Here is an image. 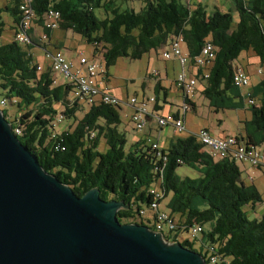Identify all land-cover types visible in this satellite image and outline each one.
<instances>
[{
  "label": "trees",
  "instance_id": "obj_1",
  "mask_svg": "<svg viewBox=\"0 0 264 264\" xmlns=\"http://www.w3.org/2000/svg\"><path fill=\"white\" fill-rule=\"evenodd\" d=\"M128 1L32 0L31 6L41 26L43 14L49 8L57 10L58 29L80 34L106 68L118 57L139 59L164 46L172 35L182 37L191 57L210 41L216 52L208 76L197 78L200 92L216 111L246 108L247 92L233 83V71L240 54L248 52L264 66V0H232L235 21L230 11L207 10L201 3L190 7L180 0H142L136 11ZM19 3L0 2V37L6 29L11 35L0 44V101L18 114L8 121L7 110L0 109L41 167L78 196L96 188L103 200L120 202L116 216L121 223L156 231L155 211L163 210L174 220L172 229L163 227V240L198 252L206 264H264V212L249 218L244 209L255 210L262 198L253 182L242 179L238 161L212 157L192 132L174 136L164 149L153 148L156 141L147 144L143 138L127 144L118 127L119 105H89L73 96L75 85L67 80L56 83L48 67L37 70L32 47L38 44L13 39L22 18ZM167 92L156 80L154 109L161 108L160 100L166 103ZM248 93L253 100L247 102L251 117L241 121L242 133L235 136L249 147H259L264 144V74ZM63 120L70 123L58 131L56 125ZM180 166L197 175H180ZM167 197V210L161 209L159 203ZM192 225L201 227V237L189 240ZM208 253L216 257L214 262Z\"/></svg>",
  "mask_w": 264,
  "mask_h": 264
},
{
  "label": "water",
  "instance_id": "obj_2",
  "mask_svg": "<svg viewBox=\"0 0 264 264\" xmlns=\"http://www.w3.org/2000/svg\"><path fill=\"white\" fill-rule=\"evenodd\" d=\"M120 206L46 172L0 109V264H206L147 225L119 222Z\"/></svg>",
  "mask_w": 264,
  "mask_h": 264
},
{
  "label": "built area",
  "instance_id": "obj_3",
  "mask_svg": "<svg viewBox=\"0 0 264 264\" xmlns=\"http://www.w3.org/2000/svg\"><path fill=\"white\" fill-rule=\"evenodd\" d=\"M32 0H20L19 10L21 11L22 18L17 29L14 32L13 39L20 43H31L32 41L45 42L47 40V32L37 30L34 25L35 13L31 6ZM60 23V13L52 8H49L42 17V26L47 30L57 29ZM216 48L210 41H206L199 53L195 56H189L187 53L183 39L180 35H172L164 46H162L160 56L163 60L176 59L180 65L177 72L174 84L178 93L182 97V111L183 115L193 109L190 103V96L196 90L197 78L202 76L206 78L209 73V68L212 60L215 57ZM43 63L38 62L37 70L42 71L46 67L56 73H61L67 81L75 85L73 96L83 99L88 104L109 103L115 105H123L129 107L130 111L128 117L133 126L137 129H144L149 119L154 120L157 127H164L171 125L174 133L185 131L183 115L173 118V114L167 116L159 115L154 109L155 99L153 95L148 97L131 96L127 100L122 101L117 96L110 93L106 82V69L103 67L101 56L96 57L98 61L89 60L87 57L79 53L77 63L67 60L61 50L50 51L45 49L43 54ZM198 70H201L199 74ZM261 73V69H258ZM152 75H158L156 70L151 72ZM233 83L239 87L248 88L250 84L249 75L244 68L240 65L234 66ZM247 92V102L253 103ZM185 98V99H184ZM4 100L0 101L4 105ZM19 129H15L18 133ZM195 135L198 140L203 144L204 149L214 158L220 159L229 157L241 163H248L254 168L261 166L263 161V154L259 147H249L244 142L239 141L235 135L217 136L212 134L207 128L199 129ZM152 147L160 149L157 142L152 143ZM152 192L154 190H151ZM159 196L158 192H155ZM166 226L169 229L174 227V220L168 213L163 210L155 211L154 227L156 231L163 230ZM201 227L192 225L188 232V239H195ZM210 262L215 261V256L208 253Z\"/></svg>",
  "mask_w": 264,
  "mask_h": 264
},
{
  "label": "rangeland",
  "instance_id": "obj_4",
  "mask_svg": "<svg viewBox=\"0 0 264 264\" xmlns=\"http://www.w3.org/2000/svg\"><path fill=\"white\" fill-rule=\"evenodd\" d=\"M184 5H190V7H194L199 1L205 5L207 10H212L215 7H218L222 11H230L232 14L233 20L237 19L236 15V7L232 0H180ZM1 3L5 2V0H1ZM128 6L134 8L136 11L142 5V0H129L127 2ZM11 35L8 34L7 29L4 31L3 35L0 37V44L10 40ZM64 46L60 48L63 52L64 56L67 60H70L74 64L77 63L79 53L83 56L87 57L89 60L98 61L96 57L92 55V46L85 42L80 34L74 33L70 30H67L66 35L64 36ZM162 47H158L156 49H152L147 53H144L141 58L139 59H128L126 57H118L113 64H111L108 68L103 67L107 70V85L109 89H114L115 93L121 95L124 99H121L125 102L128 98L133 95L137 97H148L153 95L152 85L157 79L158 75L154 76L151 74L153 70L159 71L162 79L165 80V67H167L168 77L165 83L166 87L168 88L167 94V101L164 104L162 100H160V104H164L165 107L163 108V114L168 115L166 112L172 110L173 112H180V115H183L182 111V98L180 94L175 89L174 79L176 76L177 69L179 66H176L174 63V59L163 60L160 56ZM40 52V57H42V52ZM44 56V55H43ZM250 64L247 65V70L249 73V78L251 83L257 82L259 78H262L264 74V66H261L255 56L249 57ZM258 68H261L262 72H258ZM55 81L56 83L66 81V78L63 77L61 73L55 74ZM169 81V82H168ZM199 85L200 82L197 81ZM197 89V86H196ZM243 92L249 90V88L243 87ZM190 100L193 102L194 108L190 111L185 113V121H186V130L182 131L177 134H187L190 132L196 133L199 128L207 127L210 131L216 135L217 132H221L223 129L225 132L230 134H238V127H242L238 122V116L245 117L248 119L251 117V113L248 110L249 104L246 102L245 109H225L223 111L219 110L216 111L212 105H210L209 100L202 95L199 90H195L192 94H189ZM1 109L7 110V120L14 121V116L18 114V110H16L13 106H2L0 105ZM167 110V111H166ZM130 109L125 104L120 106L119 113H120V124L119 129L124 131L125 137L127 140V144L135 142L142 137V132L144 129H137L133 126L132 122L130 121L129 117L127 116ZM162 111V109L160 110ZM81 112H76V116L80 117ZM70 122L64 120L56 125V129L62 130L68 126ZM166 130L170 132L172 126H166ZM172 131V130H171ZM220 135V134H219ZM218 136V134H217ZM146 143L148 144L151 139L146 138ZM100 149H103V144L100 143ZM260 148V146H259ZM262 148V147H261ZM261 150V149H260ZM262 152V151H261ZM264 154V153H263ZM242 171V177L245 178L246 182H250V179L254 180V185L257 187L262 201L256 205V209H250L249 207H244L246 214L249 218L253 217H260V215L264 212V166L262 168H253L250 164L245 163L242 164L238 162ZM244 166V167H243ZM246 171L248 174H246ZM177 172L180 175H188V176H196L197 172L193 169L180 166L177 168ZM167 198H164L160 201L159 206L161 209L167 210L166 202ZM118 210V209H117ZM116 210V211H117ZM150 214L146 215L149 216ZM134 223V222H128ZM164 233H166V228H164ZM188 236L186 235V238ZM201 237V233L199 234ZM197 243L193 244V248H197Z\"/></svg>",
  "mask_w": 264,
  "mask_h": 264
},
{
  "label": "crops",
  "instance_id": "obj_5",
  "mask_svg": "<svg viewBox=\"0 0 264 264\" xmlns=\"http://www.w3.org/2000/svg\"><path fill=\"white\" fill-rule=\"evenodd\" d=\"M199 3H201L200 1H199ZM202 4V3H201ZM34 25L36 26V28H37V30L39 31H41V30H43L44 31V29H43V27L41 26V24H39V23H37L36 21L34 22ZM66 32L67 31H63V30H60V29H54V30H50L49 32H48V35H47V40L45 41V42H38L37 40L36 41H34L35 42V44H38V45H34L33 47H32V50H33V53H34V56L36 57V59H37V61L38 62H41V63H43V61H44V59H43V54H44V51H45V49H47V50H50V51H54V50H56V49H58V50H60V48L61 47H63L64 46V44H65V42H64V36L66 35ZM39 50H41V52H42V57L41 58H38V57H40L41 55H40V52H39ZM252 55L248 52V53H242V54H240V56L238 57V60H237V63L240 65V66H242L243 68H244V70L246 71V73L249 75V73H248V70H247V65H249L250 64V59H249V57H251ZM175 61H174V63L176 64V66H179V68L177 69V72L179 71V69H180V65H179V63H178V61L176 60V59H174ZM258 69H261V68H258ZM257 69V70H258ZM168 69H167V67H165V74H164V78H165V80L164 79H162V77H161V75H160V73H159V71H157V73L159 74L158 75V77H157V79H155V81L156 80H159L160 81V84H161V86H163V87H166V81L168 80L167 79V77H168V71H167ZM176 72V73H177ZM261 72H262V70H261ZM258 73V72H257ZM176 75V74H175ZM175 77V76H174ZM250 77V76H249ZM261 78H259L258 80H257V82L260 80ZM106 80H107V78H106ZM165 81V83H164V81ZM169 82V81H168ZM257 82H255V83H251L250 82V84H249V86H248V88L250 89V87H251V85H254V84H256ZM155 83V82H154ZM154 83H153V85H152V91H153V87H154ZM108 86V85H107ZM167 88V87H166ZM108 89H109V86H108ZM176 89V88H175ZM200 89H201V85L199 84V85H197V89L196 90H199L200 91ZM109 91H110V93H112L113 95H115V96H117L118 98H121V99H124L121 95H118L117 93H115V92H117V91H115L114 89H112V90H110L109 89ZM178 92V91H177ZM167 94H168V92H167ZM181 96V95H180ZM182 98V97H181ZM166 101H167V97H166ZM160 104V103H159ZM161 105V104H160ZM165 107V105L163 104V105H161V108L160 109H155V111L159 114V115H162V116H165L164 114H163V108ZM162 109V111H160ZM168 110V111H167ZM166 111V113L167 114H177V112H173L172 110H169V109H167ZM185 117H186V115H184V117H183V119H184V127H185V130H186V121H185ZM248 119V117L246 118L245 117V114H244V116L243 117H241V116H238V122H239V124L241 125V121H243V120H247ZM166 126H169V125H166ZM166 126H164V127H161V128H159V127H157V125H156V123L154 122V120H152V119H149L148 120V122H147V125H146V127L144 128V130H143V132H142V137L141 138H143L144 140L146 139V138H148V139H151V141H156L158 144H159V147L160 148H166L167 147V145H168V143L170 142V140L174 137V136H177V135H179V136H184V135H186V134H177V133H174L173 132V128L170 130V132L168 131V130H166L167 128H165ZM201 128H207V127H201ZM201 128H199V129H201ZM198 129V130H199ZM208 129V128H207ZM197 130V131H198ZM209 130V129H208ZM197 131H195V132H197ZM210 131V130H209ZM210 132H212V134H214L213 133V131H210ZM238 132L239 133H242V127L240 126V127H238ZM191 133V132H190ZM193 133V132H192ZM217 134H218V136H225V135H236V134H230V133H227V132H225L223 129L221 130V132H217ZM216 134V135H217ZM220 134V135H219ZM262 147V148H261ZM260 149H261V151H262V154L264 153V144H262L261 146H260ZM242 164H245V163H242ZM262 166H264V154H263V161H262V164H261V167H259V168H262ZM244 167V166H243ZM241 169V168H240ZM243 170H245V168H243ZM242 170V171H243ZM242 173V172H241ZM246 174H248L247 173V171H246ZM241 176H242V174H241ZM242 179L245 181V178H243L242 177ZM250 182H253L254 183V180L253 179H250Z\"/></svg>",
  "mask_w": 264,
  "mask_h": 264
}]
</instances>
